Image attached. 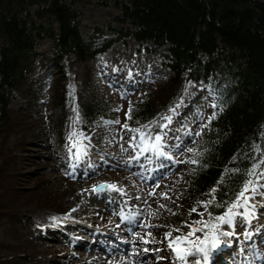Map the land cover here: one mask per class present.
Wrapping results in <instances>:
<instances>
[{"label":"rangeland","instance_id":"obj_1","mask_svg":"<svg viewBox=\"0 0 264 264\" xmlns=\"http://www.w3.org/2000/svg\"><path fill=\"white\" fill-rule=\"evenodd\" d=\"M74 8L80 14L83 32H90L91 26L101 25L117 12L112 6L92 2L79 1ZM39 49L49 54L50 41L42 40ZM47 69L39 70L41 73L35 70L31 76L49 82L50 71ZM169 73L156 53L146 52L131 40H126L124 44L115 40L95 60L83 62L70 53L58 61V73L53 77L57 78V74L61 76L58 81L69 94V99L57 112L58 109L51 107V91L47 85L41 90L35 109L28 111V129L25 126L19 133L14 131L7 137L6 147L3 146L17 172L16 185L29 188L31 196L26 206L20 208L21 214L13 224L16 236H6L12 246H16L19 252L23 251L21 262H24L21 264H104L94 258H104L111 244L129 242L133 246L130 255L137 252L135 242L138 236L142 240V248L148 249L147 264H178L173 261L176 253L169 247L172 238H165V234L181 231L185 232V237L193 228L203 230L194 232L188 237V241L193 243L185 242L182 247H197L200 241H205L199 247H204L206 254L210 252L202 260L189 258L190 264H235L242 261V252L250 253L252 250L257 253L254 257H264V167L254 178L257 192L246 193L252 197L247 205L249 214L243 213L235 218L233 225H223L213 237L210 224L217 223L214 218L218 215H211L204 206L211 193L209 189L196 192L189 176L190 155L197 147L201 133L209 128L207 118L213 108V94L204 90L198 82L190 80L179 83L174 94L170 93L165 102L167 90H162L157 100L150 99L159 79ZM89 84L96 87L107 102L105 114L93 120L87 117L84 110L94 94ZM143 96L148 104L154 101L155 114L147 120L130 119V103ZM24 102L25 99L15 91L10 106H21V115L25 116ZM56 118L63 119L59 137L53 127ZM156 121L163 122V125L157 127ZM137 126L144 127L143 134L146 135L138 147L135 141L141 138H134L132 134ZM149 134L154 139H148ZM157 137L160 139L157 140ZM74 143L76 147H72ZM84 143L89 145L82 148ZM146 143L149 152L142 153ZM80 147L82 154L77 150ZM157 166L161 168L156 170ZM139 175L145 177V181ZM152 176L157 177V181H149ZM101 184L115 185L119 191L107 187L92 190ZM100 193L102 197H99ZM88 194L98 196L100 203L97 205L104 215L119 214L125 221L131 222L126 225L130 230L119 228L122 230L120 235L112 232V237H106L101 244L97 240L99 236L92 232L107 230L109 223H103L102 216L98 214L97 221L88 219V222L83 215H77L76 221L71 220L72 224L61 225L59 220L70 221L69 213L79 210L89 200ZM118 194L126 199L133 198L140 211L124 213L118 203ZM258 202L262 203V207L257 206ZM234 211L237 212V208ZM205 224H209L206 229ZM4 226L8 225L2 221L0 227ZM83 227H88L91 233H83ZM221 232L233 235H222ZM162 239L165 240V247L170 249L168 254L157 244ZM214 239L218 242L213 249ZM143 240L149 243H143ZM79 241L100 243V247L88 251L78 245ZM248 246L253 249H247ZM85 252L93 255L81 258ZM115 254L110 252L112 257ZM138 263V260L132 262Z\"/></svg>","mask_w":264,"mask_h":264},{"label":"trees","instance_id":"obj_2","mask_svg":"<svg viewBox=\"0 0 264 264\" xmlns=\"http://www.w3.org/2000/svg\"><path fill=\"white\" fill-rule=\"evenodd\" d=\"M79 1L112 6L117 12L83 32L74 8ZM42 40L50 41L49 54L40 51ZM115 40H131L156 53L170 72L159 79L150 99L167 90L165 102L179 83L190 80L213 94L209 128L201 133L189 163L196 192L211 193L208 201L213 202L206 203L211 215L224 213L244 183L254 181L264 167V0H0V226L2 221L8 225L0 227V264L24 262L23 251L6 236L15 235L13 224L31 197L29 188L16 185L17 172L4 148L7 137L28 129V111L35 109L47 85L51 107L57 112L63 108L69 94L58 81L61 76L53 77L63 56L95 60ZM46 67L49 82L31 76ZM96 90L91 85L94 94L84 106L91 120L107 108ZM15 91L25 99V116L21 106H10ZM154 101L136 98L128 116L151 118ZM53 127L59 137L63 119L56 118Z\"/></svg>","mask_w":264,"mask_h":264},{"label":"bare ground","instance_id":"obj_3","mask_svg":"<svg viewBox=\"0 0 264 264\" xmlns=\"http://www.w3.org/2000/svg\"><path fill=\"white\" fill-rule=\"evenodd\" d=\"M117 53V52H116ZM126 66V65H125ZM126 69V68H125ZM132 72V71H131ZM122 73V72H121ZM116 75V74H115ZM143 75V74H142ZM111 76V75H110ZM111 79V78H110ZM145 83V82H144ZM130 88V87H129ZM191 96V95H190ZM188 105V104H187ZM180 110V109H179ZM155 125L157 126V127H161L162 125H163V122H160V121H156L155 122ZM156 127V128H157ZM135 130H133L132 131V134H133V137L134 138H141V139H139L138 141H135V145L138 147L139 146V143L141 142V140L142 139H144V137L146 136L145 134H143V132H144V127H141V126H137L136 128H134ZM138 130V131H137ZM151 133V132H150ZM86 137V136H85ZM99 137V136H98ZM147 138L148 139H154V136L152 135V134H149V135H147ZM188 138V137H187ZM169 143V142H168ZM86 144V145H85ZM165 144V143H164ZM89 145V143H84V144H82V148H84V147H87ZM153 147V146H152ZM151 147V148H152ZM176 147V146H175ZM145 148L146 149H144L143 150V152L142 153H145L146 151H148V145H147V143H146V145H145ZM78 150V152L79 153H81L82 154V152H83V149H81V147L79 148V149H77ZM139 150V149H138ZM178 150H179V148H178ZM185 150V149H184ZM135 151V150H134ZM149 152V151H148ZM154 152V151H153ZM158 152H159V150H157V152H156V155L158 154ZM73 153V155H75L76 154V152L74 153V152H72ZM186 154V153H185ZM61 155V154H60ZM154 156V155H153ZM66 157V156H65ZM135 158V157H134ZM152 158V157H151ZM159 159V158H158ZM157 162V161H156ZM155 162V163H156ZM165 162V161H164ZM171 163H169L168 165H166L165 167H167V166H169ZM174 164V163H173ZM161 165V164H160ZM144 166V165H143ZM79 167V166H78ZM161 167H158L157 166V168H156V170H159ZM150 169V168H149ZM155 170V169H154ZM121 171V170H120ZM162 172V171H161ZM140 176V178L143 180V181H145L144 179H145V177L143 178V176L142 175H139ZM138 177V176H137ZM157 179V177H155L154 178V176H152L151 178H149V181H151V180H156ZM157 181V180H156ZM128 183H129V181H128ZM133 183V182H132ZM148 183V182H147ZM159 183V182H158ZM143 187V186H142ZM117 188V187H116ZM118 189V188H117ZM144 191V190H143ZM115 192H116V190H115ZM95 194H88L87 196H88V198H89V200H86L85 201V203H84V205H81V208L79 209V210H77V211H72V212H70L69 213V216L71 217V219H70V221H67V220H65V219H60L59 220V222H60V224L61 225H63L64 224V222H67V223H70V224H72L71 223V220H73L74 219V221H76L77 220V215H83L84 217H85V219L88 221V219L89 220H91V221H93V220H95V221H97V219H96V214H98V215H100V216H102V221H103V223H109V224H107V227L106 228H108L107 230L105 229V230H98L97 232H92V234H94V235H98L99 237H98V241L101 243V244H103L104 242H105V240H106V237H112L111 235H112V232H114L115 233V235L117 234V235H120V233L122 232V230L121 229H119V228H124V227H126V225H127V223H131V222H127V221H125L122 217H120L119 216V214H114V213H111V214H113L114 216H111V215H109V214H106V215H104L103 213V210H102V208L101 207H99V205H97L98 203H100V201L98 200V196L96 197V196H94ZM103 195H101V193H100V195H99V197H102ZM117 197H118V203H120V207H121V210H123V212L124 213H130V212H132V211H140V209H138V207L135 205V201H134V199L133 198H129V199H126V197H124L122 194H118L117 195ZM260 197V196H259ZM110 199V198H109ZM261 198H259L258 200H260ZM93 200V201H92ZM127 200H129L130 202H128ZM109 203V202H108ZM142 203V202H141ZM261 202H258V204H257V206H261L262 207V203L260 204ZM113 205V204H112ZM250 205V204H249ZM148 207V206H147ZM240 209V210H239ZM106 210V209H105ZM127 211V212H126ZM135 211V212H136ZM141 211H143V210H141ZM146 211V210H145ZM249 211H250V208L248 207V206H246V207H240V208H237V213H238V215L236 216V218L238 217V216H240V215H242L243 213L244 214H249ZM100 213V214H99ZM145 216V215H144ZM99 221V220H98ZM102 221H99L100 223H102ZM257 221V220H256ZM89 222V221H88ZM106 225V224H105ZM140 225V224H139ZM73 226H75V225H73ZM72 226V227H73ZM71 227V228H72ZM223 226H221L220 228H222ZM73 228H76V227H73ZM130 227L128 226V227H126V230H130L129 229ZM207 227H204V229H206ZM89 229H88V227H83V228H81V231L83 232V233H85V232H90L91 233V231H88ZM55 231V230H54ZM125 232V231H124ZM219 233V232H218ZM221 233H223V232H221ZM129 234L130 235H133L132 234V232H129ZM143 234V233H142ZM185 235V232H181V231H177V232H174V233H172L171 234V238L172 239H175L176 237H178V236H180V237H183ZM233 235V234H232ZM254 236V235H253ZM223 237V236H222ZM140 238V236H138V239L136 240V244H137V252H135L134 254H132V255H130V253H131V249H133V246H131V244L128 242V243H123V242H118V243H116V244H111L110 246H109V248H108V250H107V254H106V256L104 257V258H102V259H99V258H94V259H98V261L99 262H104V264H132V262L134 261V260H138L139 261V263L138 264H147L146 262H145V258L148 256V252L146 253L145 251H144V248H142V240L141 239H139ZM230 238V237H229ZM208 239V238H207ZM100 243L98 244V245H96L95 244V242H91V243H89V244H85L83 241H79L78 242V245L79 246H81V248H85V249H87L88 251H95L96 250V248H98L97 246H99L100 247ZM107 244V243H106ZM157 244H159V245H161L162 246V250H164V252L165 253H167L168 254V249L169 248H166L165 247V240L164 239H162L160 242H158ZM96 245V246H95ZM201 245V244H200ZM199 245V246H200ZM224 246V245H223ZM207 247V246H206ZM185 248V247H184ZM216 248V247H215ZM231 248V247H230ZM186 249H189L191 252H192V255H189V256H187L186 257V260H180V259H178L177 257L173 260V261H175V262H177L178 264H190L191 263V261H190V259L189 258H191V260H193V259H197V260H199V259H205V258H207L208 257V255H209V252H210V250H209V252H208V254H206V253H195V249H196V247L194 246V247H189V248H186ZM214 249V248H213ZM242 249V248H241ZM247 249H253L251 246H248L247 247ZM170 250V249H169ZM207 250H208V248H207ZM228 250V249H227ZM110 252H115L116 254L112 257L111 255H110ZM207 252V251H206ZM125 253V254H124ZM240 253V252H239ZM200 254V255H199ZM204 254V255H203ZM211 254V253H210ZM242 254H243V259H242V261L241 262H239V261H237L235 264H247V262L248 261H251L252 263L251 264H264V257H262L261 255L259 256V257H254V254H257L256 252H255V250H252L250 253L248 252H245L244 251V253L242 252ZM90 255H93L91 252H85V253H83V255L81 254V258H87L88 256H90ZM263 255V254H262ZM202 256V257H201ZM108 257H110L109 259H108ZM167 257V256H166ZM234 257V256H233ZM168 258V257H167ZM201 259V260H202ZM218 259V258H217ZM253 259H256L254 262L252 261ZM197 260H196V262H197ZM200 260V261H201ZM216 261H218V260H216ZM87 263V262H86ZM89 263V262H88ZM87 263V264H88ZM92 264V263H91Z\"/></svg>","mask_w":264,"mask_h":264},{"label":"snow or ice","instance_id":"obj_4","mask_svg":"<svg viewBox=\"0 0 264 264\" xmlns=\"http://www.w3.org/2000/svg\"><path fill=\"white\" fill-rule=\"evenodd\" d=\"M116 123H119V121H116ZM125 128H127V125H124ZM138 131V130H137ZM160 138L157 137V140H159ZM72 147H76V144L74 143L72 145ZM71 151V148H70ZM189 151H192L191 149H189ZM193 163H196V161L194 160ZM262 163H264V161H262ZM105 187L119 191V189L116 188L115 185H98V186H94L93 187V191H99L104 189ZM216 189H213V192H215ZM253 193L255 194L257 192V187L255 185V182L251 179L247 180L243 187L237 192L236 194V199L228 206L227 211L223 213V215H218L216 216L214 219L217 223H212L210 224V227L213 230V237L216 236V234L219 232L220 227L223 225H233L234 220L236 218V216L238 215L237 212L234 211V209L236 208H240V207H246L250 201V199L252 198L249 195H246V193ZM241 201H243V203H241ZM213 201H208L207 203H212ZM205 207H207V204L204 205ZM163 207V206H161ZM192 211H195V209H193ZM54 220L56 218H53ZM197 223H202V222H197ZM209 224H205V227H208ZM203 229H198V228H193V231L189 232L187 236L185 237H176L175 239H171L170 243H169V247L172 248V250L176 253L177 258L180 260H186V257L189 255H192V252L189 249H186L184 247H182V245L185 242L188 243H193L191 241H188V237L192 236L194 232L196 231H202ZM222 235H231L232 233H221ZM171 237V233H166L165 234V238H170ZM218 241H216L215 239L213 240V244L212 247L215 248L216 244ZM143 243H149L148 240H143ZM201 244H204L205 241H200ZM196 252H201V253H206V249L204 247H196ZM144 251H148V249H145Z\"/></svg>","mask_w":264,"mask_h":264}]
</instances>
